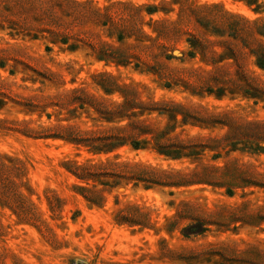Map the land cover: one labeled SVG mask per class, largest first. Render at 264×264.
<instances>
[{"label": "rangeland", "instance_id": "1", "mask_svg": "<svg viewBox=\"0 0 264 264\" xmlns=\"http://www.w3.org/2000/svg\"><path fill=\"white\" fill-rule=\"evenodd\" d=\"M259 45L264 0H0V264H264Z\"/></svg>", "mask_w": 264, "mask_h": 264}, {"label": "trees", "instance_id": "2", "mask_svg": "<svg viewBox=\"0 0 264 264\" xmlns=\"http://www.w3.org/2000/svg\"><path fill=\"white\" fill-rule=\"evenodd\" d=\"M147 8H148L147 10L149 13H153L156 10L155 9L156 7H152V6L151 7L149 6ZM225 14L230 16L229 13L225 12ZM251 23L256 24L257 21H251ZM257 28H260V27H257ZM262 48H264V47H262V45H259L255 49H252L251 53L255 57L256 64L258 65V67L264 70V49H262ZM126 94H128V93H126ZM119 108H120V110L117 111V109H119ZM129 108H130V102H129V100H125L123 103L118 105L116 108H114V109L111 108L107 112H103V114L108 113L109 115L113 114V116H117L118 114H121L123 117V116H126V114L130 111ZM126 128H125V126L116 125V126H112L110 129L112 131L113 130H119L120 131V130H126ZM67 129H69V128H67ZM77 137L81 138L82 134H79ZM110 137L112 139L109 140V142H107V144H113L115 142L114 140H117L119 142H120V140H124L122 138L116 137L115 135H110ZM94 139L97 140V138H95V137L94 138L93 137H83L82 142L83 143L89 142L91 144V143H94L93 142ZM130 140H131L130 141L131 144L135 148L139 147L140 142L138 140H136V139H130ZM92 146H96V145L94 144ZM111 165H116V164L114 162L88 163V164H84V165H79L77 168L81 173L86 174L87 176H92L93 174H98L96 172L100 169V166H111ZM125 165L137 167L136 165H131V163H127ZM119 166H121V165H119ZM138 168L143 169L142 167H138ZM19 171H20V168L15 169V167H13V166L11 168L10 165H8L4 161V159L0 156V182L3 181L4 186H7L6 189H4V188L0 189V198H5L6 200H8V199L16 200L20 195H22L21 192H19L18 189L16 188L17 181L15 180V178H16L15 173H19ZM150 171L153 172L154 170H150ZM155 172H157V171H155ZM92 191H94L95 193H98V190L92 189ZM137 207L138 206H134V208H136L139 212L140 210ZM190 228H193V230H195V231H192L189 233L183 232V234L184 235H186V234H193L194 235V234H199V233L204 231V225L201 222H197V223L190 225Z\"/></svg>", "mask_w": 264, "mask_h": 264}]
</instances>
